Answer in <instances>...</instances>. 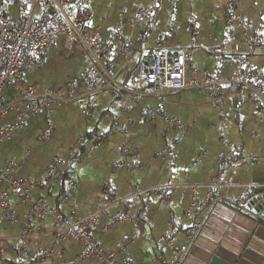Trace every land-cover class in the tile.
Returning <instances> with one entry per match:
<instances>
[{"label":"crops","instance_id":"crops-1","mask_svg":"<svg viewBox=\"0 0 264 264\" xmlns=\"http://www.w3.org/2000/svg\"><path fill=\"white\" fill-rule=\"evenodd\" d=\"M227 1L85 0L84 33L111 48L94 56L81 40L61 35L43 66L24 72L37 94L77 80L76 100L51 106L48 137L46 119L25 111L21 92H3L13 110L0 118V129L17 122L23 128L0 142V172L9 167L29 186V196H13L0 183V196L8 192L7 206L0 203V264H14L24 249L28 264H100L84 258L78 242L56 240L62 228L53 215L34 212L37 199L61 219L72 213L74 222L97 218L93 238L117 263L173 264L187 250L183 264H209L213 257L264 264V220L255 217L264 206V47L248 44L254 29L264 41V0H234L247 24L228 13ZM18 9V1L0 0V16L15 18ZM117 33L131 56L120 53ZM158 41L188 50L189 61L186 87L154 96L137 82L132 58L147 57ZM217 48L222 62L212 52ZM242 58L250 68L244 84L235 81L246 69ZM91 68L107 81L99 91L86 86ZM231 153L224 168L220 158ZM215 178L232 184L219 191L227 201L194 211ZM252 184L256 196L241 203ZM119 215L128 220L107 223ZM169 236L172 247L163 241Z\"/></svg>","mask_w":264,"mask_h":264},{"label":"built area","instance_id":"built-area-1","mask_svg":"<svg viewBox=\"0 0 264 264\" xmlns=\"http://www.w3.org/2000/svg\"><path fill=\"white\" fill-rule=\"evenodd\" d=\"M3 4L12 6L18 1L19 9L15 18L0 16V118L4 117L13 110V105L9 104L4 96L5 90H16L21 92L22 105L25 111L30 115L44 116L46 123L45 137L51 134L52 126L49 119V110L53 105H60L76 100L74 86L77 80H73L65 90H46L37 94L34 87L25 82L24 72L29 69H39L43 66L45 54L55 45L59 36H68L74 40H81L84 45L91 50L94 56H99L107 52L111 45L100 44L98 39L90 37L84 33L85 25L89 21V15L85 7V0H1ZM38 4L39 12L35 13V6ZM228 13L238 22L247 24L246 18H240L237 15L234 0L227 1ZM71 13V19L66 13ZM155 28V27H153ZM186 31H190L187 27ZM115 36L120 39L119 51L121 54L131 56V50L127 42L122 40L119 33ZM248 44L252 49L264 47V41L258 30L251 31ZM218 56L219 62L223 61L222 50L217 48L212 51ZM189 61V51L181 48L165 49L161 41L156 43L155 49L147 57L132 58V64L135 70L137 82L147 89L148 93L154 96H160L166 92H176L186 87L184 77L187 63ZM242 70L235 78L237 83L244 84L247 80V74L250 71L246 65V60L242 58L239 61ZM90 77L86 81L87 88L92 91H99L107 86V81L100 78L98 71L91 68ZM210 85V93L217 97L218 87L212 84V81H206ZM146 115V111L143 112ZM23 125L19 122L7 125L0 129V142L9 140L12 135L20 131ZM121 152L126 154L125 149ZM264 156V150L262 152ZM233 155L221 157L220 161L224 168L229 167ZM57 165L61 163L56 160ZM223 169V168H222ZM51 171L48 172L50 175ZM0 183H5L9 192L16 197L27 198L29 196V186L22 180H16L10 175V168L7 167L0 172ZM69 187H75V182L66 179ZM210 193L202 202H195L194 211L203 208L211 209L215 204L225 203L226 197L219 194L221 189L232 187L227 180L215 178L209 185ZM256 185L245 186L246 195L240 198L241 203H246L256 196ZM155 191V190H153ZM149 192H146L148 195ZM8 192L3 193L1 205L7 206L6 198ZM147 200V199H146ZM34 212L44 217L53 215L62 228L55 234L56 240L69 239L78 242L82 246L84 258H94L100 264H132V259L128 258L119 263L115 262L111 253L104 252L93 238L92 228L97 222V218H90L83 221H75L73 213L67 218H59L56 212L45 206L42 199H37L33 205ZM255 217L264 220V206L255 213ZM99 219V218H98ZM128 219L119 215L108 218L109 225L119 224ZM201 225H197L191 232L190 237L194 238ZM166 245L172 247L171 236L163 240ZM26 244V241H24ZM185 252L175 255L173 264H179ZM29 254L26 249L20 252V257L14 264H28Z\"/></svg>","mask_w":264,"mask_h":264},{"label":"water","instance_id":"water-1","mask_svg":"<svg viewBox=\"0 0 264 264\" xmlns=\"http://www.w3.org/2000/svg\"><path fill=\"white\" fill-rule=\"evenodd\" d=\"M218 204H219V203H218ZM213 207H214V206H213ZM213 207H212V208H213ZM207 210H211V209H207ZM200 228H201V227H200ZM199 230H200V229H199ZM192 239H193V238H192ZM186 256H187V250H186V252H185V255H184L182 261H181L179 264H183V262H184ZM209 264H228V263H225V262H223L222 260H220V259H218V258H216V257H213V258L211 259V261H210Z\"/></svg>","mask_w":264,"mask_h":264}]
</instances>
